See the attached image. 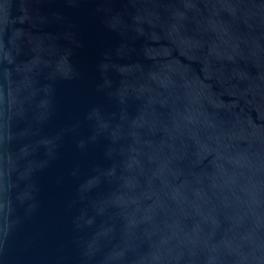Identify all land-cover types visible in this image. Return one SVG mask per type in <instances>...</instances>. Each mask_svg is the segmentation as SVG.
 <instances>
[{
  "label": "water",
  "instance_id": "1",
  "mask_svg": "<svg viewBox=\"0 0 264 264\" xmlns=\"http://www.w3.org/2000/svg\"><path fill=\"white\" fill-rule=\"evenodd\" d=\"M0 264H264V0H0Z\"/></svg>",
  "mask_w": 264,
  "mask_h": 264
}]
</instances>
